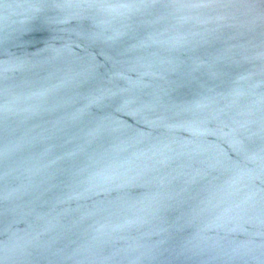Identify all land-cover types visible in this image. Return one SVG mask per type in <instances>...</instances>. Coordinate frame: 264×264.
Instances as JSON below:
<instances>
[{
    "label": "water",
    "instance_id": "obj_1",
    "mask_svg": "<svg viewBox=\"0 0 264 264\" xmlns=\"http://www.w3.org/2000/svg\"><path fill=\"white\" fill-rule=\"evenodd\" d=\"M0 264H264V0H0Z\"/></svg>",
    "mask_w": 264,
    "mask_h": 264
}]
</instances>
